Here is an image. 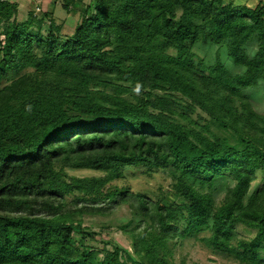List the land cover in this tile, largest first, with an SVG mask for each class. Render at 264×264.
Segmentation results:
<instances>
[{"label":"trees","instance_id":"trees-1","mask_svg":"<svg viewBox=\"0 0 264 264\" xmlns=\"http://www.w3.org/2000/svg\"><path fill=\"white\" fill-rule=\"evenodd\" d=\"M63 7L78 14L71 32L55 4L0 0V264H186L175 254L188 238L264 264V112L248 91L264 83V0ZM201 41L217 45L214 63ZM128 166L172 182L132 190L115 182ZM83 168L101 174L70 173ZM123 204L131 249L113 224L85 222Z\"/></svg>","mask_w":264,"mask_h":264},{"label":"rangeland","instance_id":"rangeland-1","mask_svg":"<svg viewBox=\"0 0 264 264\" xmlns=\"http://www.w3.org/2000/svg\"><path fill=\"white\" fill-rule=\"evenodd\" d=\"M20 2L21 7L25 6L35 7L38 6L40 2L55 4L56 13L62 17H70L69 22L67 23L65 32H71L74 29L78 14L67 15L66 8L63 7V0H17ZM89 2L90 0H85ZM41 8V6H40ZM256 41L249 43L248 51L253 53L255 51ZM252 49V50H251ZM194 50L197 55L204 57L208 63H214L217 58V45H214L210 42H198L195 45ZM220 60L232 71L242 72L244 67L238 65L232 58L229 57L228 52L225 48L220 51L219 54ZM6 83V78L0 79V86ZM255 106L257 109L264 112V83L261 82L259 85L250 87L248 89ZM218 130V129H217ZM219 133L220 130H218ZM70 173H74L81 176L101 174V172L92 170V169H72ZM125 176L123 178L117 179L115 182L119 185H129L132 190H151L158 192L160 186L167 189L172 182V178L167 173V171L158 170L153 174H147L145 172V167L143 166H128L125 168ZM225 178L219 180V183H222ZM261 182V178L253 183V186ZM222 191H219L218 194L221 195ZM130 217V210L128 205L123 204L117 207L112 213L108 215H97V216H87L85 219L86 224H92L94 222L96 227H99L103 223L113 224V232L116 239L123 244L126 248L131 249L130 238L124 234L121 230H118L115 225L126 221ZM236 234L237 237L250 239L255 235L256 230L246 227L243 224L236 225ZM206 234V232L201 233ZM207 234H209L207 232ZM98 246L102 247L103 243L98 242ZM264 253V252H263ZM176 258L180 261L182 257H186V264H241L239 261L233 259L232 257H226V255L212 252L208 249L201 241H196L192 238L185 239L183 243L178 247L176 251Z\"/></svg>","mask_w":264,"mask_h":264},{"label":"crops","instance_id":"crops-1","mask_svg":"<svg viewBox=\"0 0 264 264\" xmlns=\"http://www.w3.org/2000/svg\"><path fill=\"white\" fill-rule=\"evenodd\" d=\"M237 4H247L251 7H255L259 0H234Z\"/></svg>","mask_w":264,"mask_h":264}]
</instances>
